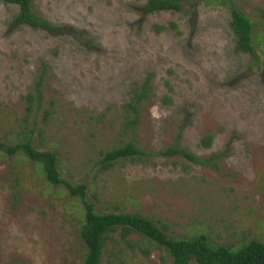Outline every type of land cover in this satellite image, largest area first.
<instances>
[{
  "label": "rangeland",
  "instance_id": "1",
  "mask_svg": "<svg viewBox=\"0 0 264 264\" xmlns=\"http://www.w3.org/2000/svg\"><path fill=\"white\" fill-rule=\"evenodd\" d=\"M146 1L33 0L54 35L13 26L17 6L0 1V142L24 127L22 97L45 64L43 101L29 124L44 134L32 142L57 155L64 179L86 185L98 212L138 214L172 237L204 234L231 251L264 242V55L260 70L249 67L221 7L182 0L179 12L144 15ZM234 3L254 22L261 54L264 16L256 8L264 11V0ZM148 74L134 143L153 155L102 170V154L128 140L119 133L120 110L109 107L128 102ZM166 82L171 106L161 103ZM207 134L213 141L204 148ZM173 144L204 163L160 155ZM81 214L80 202L50 186L36 164L0 153V264H80ZM112 236L113 264H171L137 235L128 245Z\"/></svg>",
  "mask_w": 264,
  "mask_h": 264
},
{
  "label": "trees",
  "instance_id": "2",
  "mask_svg": "<svg viewBox=\"0 0 264 264\" xmlns=\"http://www.w3.org/2000/svg\"><path fill=\"white\" fill-rule=\"evenodd\" d=\"M16 5L18 13L13 19V26L26 25L34 29H40L50 35L57 32L56 26L38 15L32 9L33 0H0ZM202 3L206 7H221L229 13L228 27L232 35L234 49L238 53L248 56L249 67L260 70L262 55L254 45V22L239 10L234 0H193ZM185 3L182 0H147L140 7L142 14H150L159 11L179 12ZM256 11L264 16V11L256 8ZM169 28L178 33L175 23H170ZM162 26H154L156 32H161ZM47 65L42 64L37 80L28 92L22 97L26 102L24 115V127H20L15 137L7 142H0V153L7 157L23 156L26 160L36 164L46 182L50 186L62 188L68 196L78 200L82 207V219L77 236L83 247L84 254L80 264H103L104 255H107L106 264H113L114 250L107 248V243H117L113 234L117 233L120 242L129 244L128 237L137 235L146 240L152 246L162 250L166 257L171 259V264H264V242L251 240L236 251H231L223 245H212L204 234H198L190 238H177L167 234L164 227H160L153 220L132 213H100L94 203L87 198L88 189L83 182L72 183L64 179L58 170L57 155L50 151H40L32 142L36 133L42 137L44 130L37 127L29 128L30 118L35 116L43 101L42 82ZM168 94L161 98V103L166 106L173 104L170 95L171 87L166 82ZM150 75L148 74L142 85L133 90L128 102L119 107H109L110 110L118 108L122 121L119 133L121 137H128L122 145L112 148L102 154L100 166L102 170H110L121 161L146 162L145 156L153 155L150 152L140 150L134 143L139 125L141 104L147 100L150 92ZM52 114V109L44 113V121L47 122ZM33 123L35 121L33 120ZM213 141V134H207L200 138L199 145L209 148ZM164 157H180L193 163L203 164L193 154L180 148L177 144L170 145L160 151Z\"/></svg>",
  "mask_w": 264,
  "mask_h": 264
}]
</instances>
